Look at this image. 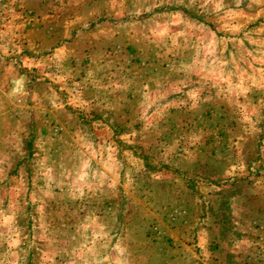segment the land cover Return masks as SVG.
Returning <instances> with one entry per match:
<instances>
[{
    "label": "rangeland",
    "instance_id": "obj_1",
    "mask_svg": "<svg viewBox=\"0 0 264 264\" xmlns=\"http://www.w3.org/2000/svg\"><path fill=\"white\" fill-rule=\"evenodd\" d=\"M204 41L232 104L235 74L264 66V0H0V264H264V156L222 131ZM176 147L195 173L159 155Z\"/></svg>",
    "mask_w": 264,
    "mask_h": 264
},
{
    "label": "crops",
    "instance_id": "obj_2",
    "mask_svg": "<svg viewBox=\"0 0 264 264\" xmlns=\"http://www.w3.org/2000/svg\"><path fill=\"white\" fill-rule=\"evenodd\" d=\"M15 25L16 24L14 23V25L12 27L15 28ZM237 26L238 25H236L234 28L237 29L239 27V26L238 27ZM18 27L16 26V28H18ZM245 27H243V28H245ZM236 41L240 43V48H239L240 52L236 51L235 54L242 61L243 58H244V55H250L249 53H246L242 48H247V47L250 48V46H248L250 44H247V47H246V46H244L245 43H243V42H245V40L236 39ZM10 42H12V45H13V39L10 40ZM261 45H264V44H261ZM37 46L39 47L40 45H37ZM206 47H207L206 41H204V42H202V43H200V44H198L196 46V51H198V52H196L198 54L197 57L200 59L201 62L202 61L204 62V67H203L202 70H200L201 71L200 76H201V78L204 79L205 84L209 87V91H211V92L218 91L219 92L220 124L224 125L223 126L224 129L222 131H225L224 134L226 136L230 135V136H232L233 139H236V142H238V143L240 142L238 144L240 146L239 150L243 151V149H244V153H243L244 155L246 154L245 152H248L249 147H252V146L256 145L255 143L253 144L252 142L257 140L259 143H258V152H256V155H259V157H260V155L264 156V142L262 141V140H264V137H263L264 135L260 136V133L263 130L261 132H259V126H258L259 122L255 118V115L257 113H259L260 111H264V104H258L261 101L260 100L261 99L260 95H262V97H264V85L260 84L262 81H264V66H261L259 68H256L254 66L253 67L254 74H252V75L250 73H247L243 69L240 71V73L235 74V76H234V80L235 81H234L233 87H232L233 91H234V94L232 95V98H233L232 101H234V103H232V104H221V103H223V97L225 96L223 94V92L225 91V89L223 87L225 86L226 90H228L229 89L228 85L232 84V83L228 82L227 77H225V75H223L222 72L220 71L221 64L220 63H218V64L215 63L216 60L213 59V57H215V56H212V55H210V54H208L206 52V49H208ZM252 52H253V50H252ZM206 53H207V55H206ZM40 55H39V52H36V55L32 54L30 56H25L24 54H19V53H12V55L8 56V58L10 57L8 60H10V62H11L12 61L11 59L15 58L14 56H18V58L20 57L21 61L22 60L23 61L24 60H32V62L33 61L35 62V61H39L40 58L43 59L45 56L46 57L50 56V55L45 54V52H44L43 55L42 54H40ZM65 55H69V54L67 52H62V54L59 53L58 54V58L62 57V60L64 58V61H65V59L68 57V56L65 57ZM251 55H253V54L251 53ZM245 60L248 61V58L245 57ZM205 61H207V62H205ZM252 77H253V79H252ZM217 78H219V82L215 81V79H217ZM231 78H233V77H231ZM190 79H191V81H190L191 84L190 85H194L195 86L197 80L195 81L194 74L190 77ZM258 79H261V81H258ZM12 82L13 81H10V83H12ZM255 85H257V86H255ZM257 87L259 89L258 92L255 91V89ZM201 90H203V89H201ZM201 90L198 89V88L196 89L194 87H193V89L190 88V92H194V93L195 92H200ZM243 92H245V93L250 92L251 96L247 97V94H245V95L241 94ZM2 93L4 94L5 92H2ZM258 93H259V95H258ZM3 100L1 101V104H6L5 100L4 101ZM9 102H11V101H9ZM239 102H242V104H239ZM196 105L197 104H195L194 107L198 106V105L197 106ZM221 107H223L225 110L221 109ZM227 107L232 108L233 115H232V113L230 111L226 112V108ZM243 109H245V110H243ZM245 128H247L246 131H245ZM226 133H228V134H226ZM256 133H257L258 137H257ZM177 148H179V147H176L174 150H171L170 152L163 151L159 155L163 156V157H168L166 155L170 154V158H178L179 157V159H177V163L178 164L172 166L173 167V173H176V172L177 173H183V172H186V171H191V172L195 173L196 171L193 170V162L196 161L195 160L196 157H198V156H200L202 154L199 155L198 153L197 154L193 153L194 151L191 152V150H188V152L191 153L190 155H188L189 153H186L187 151L184 152V150H182V149H179L178 153H177V152H175V150ZM181 150L183 152L182 154L180 153ZM182 157L192 158V160H191L192 163L183 164L184 162L182 161ZM174 160L175 159H170V161H172V162ZM184 165H187L186 168L184 167ZM263 183H264V181H263ZM263 183H260V185H264ZM198 184H199L200 188H206V187L209 186L210 183L207 186L206 182H204L201 179L198 182ZM45 186L48 187L49 186V182L44 183V181H43V184H42L41 187L45 188ZM258 186L259 185L255 186V187H258ZM239 198H240V196H237L236 198H231L230 200L232 201V203H230V204L233 205V206L237 205L238 203L241 204L242 201ZM245 201H246V204L250 203L252 206L255 205V202H253V201H251V202H249L247 200H245ZM228 205H229V203H228ZM248 213H250V215L253 216V218L256 219L257 212L255 210L248 211ZM151 217H152V219H153V217L155 218V216H153V215H151ZM168 217H169L168 219L172 221L173 220V213L172 212L169 213ZM239 217H240V213L239 212L231 211L230 220H236V219H239ZM202 218L199 217L197 219V222L199 223ZM152 219L150 221L153 223ZM210 219H211V221L212 220L215 221V220L220 219V218H217V219L215 218L214 219V216H211ZM238 221L239 220H236V224H235L236 226H238V223H237ZM255 222H257V221H255ZM239 226H240V224H239ZM218 228H219V230H217V231H220L221 230V226H218ZM237 229H239V228L235 227L234 231L235 232L240 231V230H237ZM150 230L154 231V232H156V233H158L160 235H163L160 232L158 227L154 226L153 228H150ZM213 230H214V228H213ZM141 231L142 230H140V233L142 234ZM242 231L243 230H241V232H239V235L241 237H244ZM200 233H201V235H200ZM200 233L197 236L193 233L192 236L194 238V242H195L194 244L197 245V247L200 250H202L203 253L206 254L205 255L206 257L208 255H211V253H213V252L216 253V251H215V250H217L216 247L212 248V246H210V247L206 246V244H207V235H209V236L213 235L212 234V230L209 231V229L206 228V229H203V231H201ZM169 234H171V233L169 232ZM169 234L167 232H164V235H166V236H169ZM144 235L146 236V233ZM150 245H152V242H150ZM237 249H238L237 248V244L234 247H230L229 244L225 245V243L222 242L219 250L217 251V254L219 256H223V253H229L230 251H234L236 253V255H237L238 252H239ZM196 252H198V251H196ZM195 257H196V253H195ZM223 258H225V257L223 256ZM201 261H203V260H201Z\"/></svg>",
    "mask_w": 264,
    "mask_h": 264
}]
</instances>
